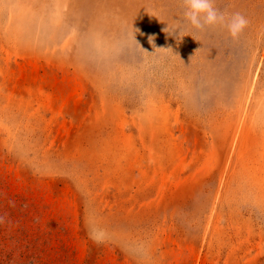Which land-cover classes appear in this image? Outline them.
<instances>
[{"label": "rangeland", "instance_id": "374dc122", "mask_svg": "<svg viewBox=\"0 0 264 264\" xmlns=\"http://www.w3.org/2000/svg\"><path fill=\"white\" fill-rule=\"evenodd\" d=\"M214 5L238 40L182 0H0V264H264V0Z\"/></svg>", "mask_w": 264, "mask_h": 264}, {"label": "clouds", "instance_id": "9594fccd", "mask_svg": "<svg viewBox=\"0 0 264 264\" xmlns=\"http://www.w3.org/2000/svg\"><path fill=\"white\" fill-rule=\"evenodd\" d=\"M183 20L196 30L220 27L229 37L236 41L248 27L249 20L239 12L227 14L220 12L214 0H182ZM167 31V28L164 29ZM93 238L95 234L93 233Z\"/></svg>", "mask_w": 264, "mask_h": 264}]
</instances>
